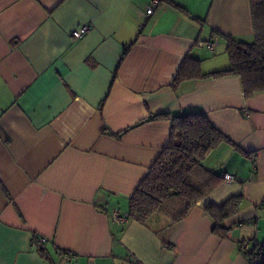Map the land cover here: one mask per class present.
<instances>
[{"label": "crops", "instance_id": "crops-1", "mask_svg": "<svg viewBox=\"0 0 264 264\" xmlns=\"http://www.w3.org/2000/svg\"><path fill=\"white\" fill-rule=\"evenodd\" d=\"M151 1L0 0V264H63L56 248L76 264H247L239 243L264 242V91L245 97L236 75L170 86L186 54L204 73L228 68L227 38L254 39V0H159L147 14ZM177 111L204 112L251 155L218 145L203 163L234 180L178 223L142 224L127 200L171 126L142 120ZM236 194L221 237L205 208Z\"/></svg>", "mask_w": 264, "mask_h": 264}, {"label": "trees", "instance_id": "trees-1", "mask_svg": "<svg viewBox=\"0 0 264 264\" xmlns=\"http://www.w3.org/2000/svg\"><path fill=\"white\" fill-rule=\"evenodd\" d=\"M173 6L182 10L175 4ZM251 8L254 39L252 42H243L227 38L225 52L229 61L228 68L204 73L200 59L186 54L170 86L176 89L186 80L236 75L241 80L245 97L264 91V0H254ZM124 56L125 52L120 62ZM152 120L170 121V142L161 150L128 197L126 217L145 224L152 215L160 214L169 224H175L187 216L198 200L222 182L225 173L220 174L203 163L210 151L226 143L244 155L251 154L243 151L213 126L204 112H149L142 121ZM242 201V195L236 194L205 208L213 221L214 233L221 237L228 236L231 226H226L224 221L236 214ZM30 242L44 258H49L48 248L40 237L33 234ZM242 243L238 246L245 254L247 264L254 252L258 255L256 264H264V242H256L249 249H243ZM56 250L61 254L71 253L60 248Z\"/></svg>", "mask_w": 264, "mask_h": 264}, {"label": "built area", "instance_id": "built-area-1", "mask_svg": "<svg viewBox=\"0 0 264 264\" xmlns=\"http://www.w3.org/2000/svg\"><path fill=\"white\" fill-rule=\"evenodd\" d=\"M159 3V0H152L151 1V4L150 6L147 8L146 10V13L147 14H150L152 12V8L154 5L158 4ZM89 30V27L88 25H82L80 28L78 29H75L73 32H72V35L74 37H81L82 35H84L86 32H88ZM217 39L216 38H213V40L209 41L206 43V47L210 50V51H213L216 44H217ZM223 179L226 180V181H232L234 180V176H232L231 174L229 173H225L223 175ZM115 218L116 220H122V218L120 216H117L115 215ZM244 223L246 222H242L240 223V225H243ZM42 241L44 240L43 238H40ZM242 248L243 249H249V244L247 242H243L242 243ZM75 259V255L73 253H66V254H63V261L64 263L63 264H76V262L74 261ZM258 262V255L254 252L250 255V263L249 264H256Z\"/></svg>", "mask_w": 264, "mask_h": 264}]
</instances>
